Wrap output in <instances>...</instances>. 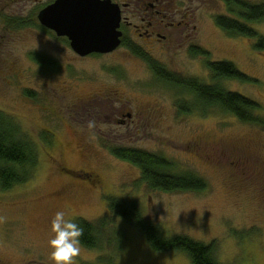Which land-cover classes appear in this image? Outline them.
Masks as SVG:
<instances>
[{
    "label": "rangeland",
    "instance_id": "obj_1",
    "mask_svg": "<svg viewBox=\"0 0 264 264\" xmlns=\"http://www.w3.org/2000/svg\"><path fill=\"white\" fill-rule=\"evenodd\" d=\"M175 3L195 14L196 43L207 54L195 55L177 40L153 47L161 61L156 63L170 81L198 79L206 85L216 82L208 63H233L251 80L227 78L222 85L258 102L255 114L264 119V48L256 46L264 39V21L249 23L257 37L232 36L217 23L222 16L238 18V9L225 0ZM48 52L56 54V64L15 63L12 88L0 95V111L14 118L40 154L29 182L0 188V264H52L55 214L64 211L76 223L97 222L107 212L109 196L138 203L164 236L215 243L221 264H264L263 124L244 122L216 105L205 109L194 94L160 80L155 62L129 58L120 64L115 55L73 61L64 42L47 45ZM112 90L130 103L123 105L124 112H132L133 119L144 106L152 110L136 124L129 117L127 123L117 122L123 119L117 114L121 104H100L103 92ZM91 98L96 105L81 103ZM206 141L220 145L216 160L201 149ZM118 147L163 155L173 172H193L207 188L153 190L139 167L115 155ZM92 172L99 175L98 184L87 180L85 173ZM111 226L125 237V251L117 256L113 246L81 245L76 264H96L100 256L116 257L114 264H192L184 251H154L141 230L121 219Z\"/></svg>",
    "mask_w": 264,
    "mask_h": 264
},
{
    "label": "trees",
    "instance_id": "obj_2",
    "mask_svg": "<svg viewBox=\"0 0 264 264\" xmlns=\"http://www.w3.org/2000/svg\"><path fill=\"white\" fill-rule=\"evenodd\" d=\"M225 1L229 6H235L238 9V18L218 17V25L232 36L257 37V31L249 23L264 21V0L259 3L246 0ZM256 46L262 50L264 39L261 38ZM208 67L216 81L211 85L203 84L198 79L187 81L172 79L170 81L166 69L160 64H154V69L159 73L157 77L160 80L194 94L199 105L205 109L216 105L244 122H256L264 125V119L255 114L261 105L237 92L226 90L221 82L227 78L242 81L251 79L231 62H210ZM114 153L119 158L139 167L143 180L153 190L187 192L203 191L207 188V182L193 172H173V163L163 155L130 147L115 148ZM39 162L40 154L35 141L21 130L20 125L13 117L0 111L1 190H9L29 182L33 178ZM107 200V212L97 222L83 219L77 221L83 228V235L80 238L81 245L98 250L113 246L117 256L122 254L126 249L125 237L117 230L111 229L115 219H121L141 230L154 251H184L192 264H221L215 256V243L206 244L183 235L164 236L158 225L144 217L138 203L117 196H109ZM115 258L100 256L96 264H114Z\"/></svg>",
    "mask_w": 264,
    "mask_h": 264
},
{
    "label": "flooded vegetation",
    "instance_id": "obj_3",
    "mask_svg": "<svg viewBox=\"0 0 264 264\" xmlns=\"http://www.w3.org/2000/svg\"><path fill=\"white\" fill-rule=\"evenodd\" d=\"M56 1L0 0V95L4 93L3 89L8 94L12 88L15 63L33 61L43 66L48 62L56 64L54 60L56 54L46 53V46H54L59 42L66 43L70 49L68 59L73 61L115 55L114 57H117L120 64L129 58L161 63L155 56L153 47L160 44L161 47L166 48L179 42L177 40L190 47L195 55L207 54L206 49L196 43L199 30L195 14L189 10L190 8L178 7L175 0H112L120 7L121 20L118 30L121 32V44L109 52L94 51L87 55H81L74 50L68 36L59 35L57 31L47 27L42 20V12ZM113 101L122 106L119 107L122 110L117 111L119 117L123 118L117 122L122 124L128 122V119H124L128 117L132 119L130 123L141 122L140 115L144 116L152 110L150 106L147 108L144 106L141 113L136 114L139 117L133 119L132 112H124L123 105L125 104L127 107L130 104L127 100L125 102V100L119 99V93L113 90L112 92H103L101 105L109 103L105 107H112L110 102ZM81 103L86 104L85 106L97 104L92 102V98ZM219 146L214 142L206 141L202 144L201 149L208 152L212 160H216ZM257 167L256 164L258 172L259 167ZM248 172L250 171L248 170ZM85 175L87 180L92 182L91 184H98V174L92 172L85 173ZM57 195H61V192Z\"/></svg>",
    "mask_w": 264,
    "mask_h": 264
},
{
    "label": "water",
    "instance_id": "obj_4",
    "mask_svg": "<svg viewBox=\"0 0 264 264\" xmlns=\"http://www.w3.org/2000/svg\"><path fill=\"white\" fill-rule=\"evenodd\" d=\"M41 17L47 27L68 36L81 55L109 52L121 44L120 7L112 0H57Z\"/></svg>",
    "mask_w": 264,
    "mask_h": 264
},
{
    "label": "clouds",
    "instance_id": "obj_5",
    "mask_svg": "<svg viewBox=\"0 0 264 264\" xmlns=\"http://www.w3.org/2000/svg\"><path fill=\"white\" fill-rule=\"evenodd\" d=\"M54 237L50 240L52 264H76L81 254L83 228L67 217L66 212L58 211L52 221Z\"/></svg>",
    "mask_w": 264,
    "mask_h": 264
}]
</instances>
